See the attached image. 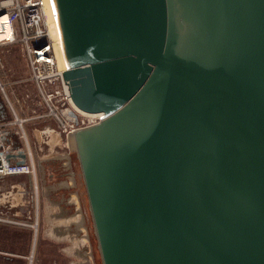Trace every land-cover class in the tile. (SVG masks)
<instances>
[{
    "label": "water",
    "instance_id": "obj_1",
    "mask_svg": "<svg viewBox=\"0 0 264 264\" xmlns=\"http://www.w3.org/2000/svg\"><path fill=\"white\" fill-rule=\"evenodd\" d=\"M51 1L100 263L264 264V0Z\"/></svg>",
    "mask_w": 264,
    "mask_h": 264
},
{
    "label": "crops",
    "instance_id": "obj_2",
    "mask_svg": "<svg viewBox=\"0 0 264 264\" xmlns=\"http://www.w3.org/2000/svg\"><path fill=\"white\" fill-rule=\"evenodd\" d=\"M30 149L33 175H0V264H95L97 245L73 148H49L39 158Z\"/></svg>",
    "mask_w": 264,
    "mask_h": 264
},
{
    "label": "built area",
    "instance_id": "obj_3",
    "mask_svg": "<svg viewBox=\"0 0 264 264\" xmlns=\"http://www.w3.org/2000/svg\"><path fill=\"white\" fill-rule=\"evenodd\" d=\"M14 42L21 49L27 79L36 89L31 99L32 112L36 105L44 108L36 116L52 118L59 134L66 137L74 129L100 119L101 112L79 111L71 102L61 76L65 67L59 66L57 41L49 35L45 23L43 0H0V46ZM4 85L0 80V95L10 108V118L0 120V175H33L32 152L22 125L25 118L12 108Z\"/></svg>",
    "mask_w": 264,
    "mask_h": 264
},
{
    "label": "rangeland",
    "instance_id": "obj_4",
    "mask_svg": "<svg viewBox=\"0 0 264 264\" xmlns=\"http://www.w3.org/2000/svg\"><path fill=\"white\" fill-rule=\"evenodd\" d=\"M46 2L45 0V4ZM46 20L48 21L47 16ZM51 37L56 40L54 35ZM0 80L5 83L4 90L12 108L18 116L25 118L22 125L27 142L30 148H35L38 158L43 156L40 153H47L49 148L59 149L69 145L66 136L57 131L52 118L46 115L36 116L37 113L44 111L42 105L34 106L32 112L31 99H33L36 89L33 83L27 79L24 58L19 45L15 42L0 46ZM25 93L28 94L27 97L24 96ZM0 102L3 107L0 117L10 118V108H7L1 95ZM94 263L101 264L99 256H96Z\"/></svg>",
    "mask_w": 264,
    "mask_h": 264
},
{
    "label": "bare ground",
    "instance_id": "obj_5",
    "mask_svg": "<svg viewBox=\"0 0 264 264\" xmlns=\"http://www.w3.org/2000/svg\"><path fill=\"white\" fill-rule=\"evenodd\" d=\"M46 1L47 2L45 4V0H43V13H44V18H45V23L47 25V29H48L49 35L50 36L54 35V37L57 40V45H58L57 46V49H58L57 56H58L59 66L63 69L66 64H65V60H64V56H63V52H62L60 34H59V30H58V26H57L54 10H53V5H52V1L51 0H46ZM46 16L48 18V21L46 20ZM49 29L51 30V32H50ZM74 107L77 110H79V111H83V110H80L79 108H77L75 105H74Z\"/></svg>",
    "mask_w": 264,
    "mask_h": 264
},
{
    "label": "flooded vegetation",
    "instance_id": "obj_6",
    "mask_svg": "<svg viewBox=\"0 0 264 264\" xmlns=\"http://www.w3.org/2000/svg\"><path fill=\"white\" fill-rule=\"evenodd\" d=\"M3 111V107L1 105V102H0V112Z\"/></svg>",
    "mask_w": 264,
    "mask_h": 264
}]
</instances>
